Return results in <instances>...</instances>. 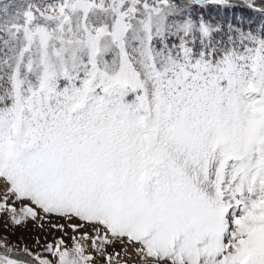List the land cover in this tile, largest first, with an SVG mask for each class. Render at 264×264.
I'll use <instances>...</instances> for the list:
<instances>
[{
    "label": "rangeland",
    "instance_id": "obj_1",
    "mask_svg": "<svg viewBox=\"0 0 264 264\" xmlns=\"http://www.w3.org/2000/svg\"><path fill=\"white\" fill-rule=\"evenodd\" d=\"M187 3L0 0V264H264L262 57L164 44Z\"/></svg>",
    "mask_w": 264,
    "mask_h": 264
},
{
    "label": "trees",
    "instance_id": "obj_2",
    "mask_svg": "<svg viewBox=\"0 0 264 264\" xmlns=\"http://www.w3.org/2000/svg\"><path fill=\"white\" fill-rule=\"evenodd\" d=\"M221 2L223 5L212 1L197 4L188 1L185 14L190 22H195L193 24L197 25L196 28H193L195 33L191 37L189 33L181 36L177 35L173 39L164 40L163 43L167 44L180 39L188 48V58L202 60L209 64L218 57L232 55L236 60L238 59V63L245 67L246 72L250 69L253 54L258 53L262 57V61L259 62L260 67L264 69V6L251 3L255 7H247L243 1L236 0H222ZM221 6H225V9H222ZM0 34L4 35V33ZM0 41H2L1 38ZM5 46L4 43H0V56H3L2 50ZM238 54L240 55L236 57L235 55ZM0 68H2L1 65ZM132 91L133 89L126 94L125 98L127 100L123 98L124 101L133 100L134 95L131 100H128ZM138 91L134 90L132 94L138 93ZM108 92L113 93L111 89ZM9 93L8 82H6L5 75L0 71V112L11 102ZM49 98L50 105H52L51 99L54 98V95ZM44 108L42 106L41 110ZM49 113V118L54 120V113L52 111H49ZM123 139L124 136L120 133L115 138V142L121 144ZM115 142L113 141V144ZM36 146H39V144L36 143ZM2 252H7L12 257L15 256L12 251L3 249ZM4 258L5 255L0 254V259L3 260Z\"/></svg>",
    "mask_w": 264,
    "mask_h": 264
},
{
    "label": "water",
    "instance_id": "obj_3",
    "mask_svg": "<svg viewBox=\"0 0 264 264\" xmlns=\"http://www.w3.org/2000/svg\"><path fill=\"white\" fill-rule=\"evenodd\" d=\"M191 1H201V0H191ZM249 1H252V0H249Z\"/></svg>",
    "mask_w": 264,
    "mask_h": 264
}]
</instances>
